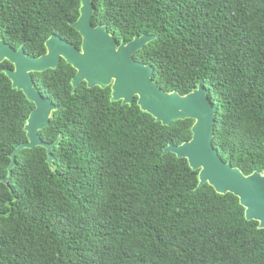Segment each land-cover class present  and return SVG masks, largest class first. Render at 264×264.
<instances>
[{
	"label": "trees",
	"instance_id": "trees-1",
	"mask_svg": "<svg viewBox=\"0 0 264 264\" xmlns=\"http://www.w3.org/2000/svg\"><path fill=\"white\" fill-rule=\"evenodd\" d=\"M93 27L119 45L157 36L133 59L166 93L201 86L216 108L213 148L244 176L264 173V0H93ZM80 0H0V39L27 56L51 36L81 47L70 26ZM0 64V264H264V229L239 200L209 185L185 159L164 154L191 137L192 120L163 126L110 88L75 92L61 61L33 74L57 107L39 132L51 145L10 156L27 141L34 109Z\"/></svg>",
	"mask_w": 264,
	"mask_h": 264
},
{
	"label": "water",
	"instance_id": "water-1",
	"mask_svg": "<svg viewBox=\"0 0 264 264\" xmlns=\"http://www.w3.org/2000/svg\"><path fill=\"white\" fill-rule=\"evenodd\" d=\"M92 2L80 0L79 18L70 24L81 37L79 50L59 37L51 36L45 42L46 53L33 58L25 54L23 47L15 50L0 39V64L6 61L13 67L4 69L3 73L12 88L22 92L34 105L24 126L27 141L11 154L8 176L3 183L10 181L16 156L23 150L44 148L47 163L52 168V150L58 147L61 137L48 145L41 140L39 132L49 125L57 107L38 92L33 74L55 70L64 61L76 72L71 81L73 92L83 83L87 88L109 87L111 102L132 106L136 101L142 112L163 126L192 120L191 139L179 146L169 145L164 154L172 153L179 159H185L191 170L198 171L199 187L207 184L218 194H232L244 209L246 220L255 221L259 229H264V173L254 172L244 176L218 156L212 145L216 108L210 104L208 91L198 86L184 96L163 92L152 79V67L133 59L136 52L157 36L143 35L118 45L106 26H92Z\"/></svg>",
	"mask_w": 264,
	"mask_h": 264
}]
</instances>
